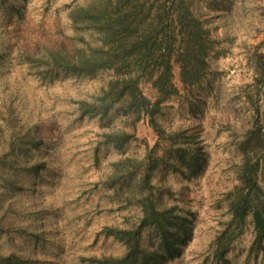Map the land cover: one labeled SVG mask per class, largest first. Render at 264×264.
Listing matches in <instances>:
<instances>
[{
    "label": "rangeland",
    "instance_id": "1",
    "mask_svg": "<svg viewBox=\"0 0 264 264\" xmlns=\"http://www.w3.org/2000/svg\"><path fill=\"white\" fill-rule=\"evenodd\" d=\"M89 1L0 0V264L7 257L10 264H87L82 258L120 256L124 244L104 229L130 228L140 217L139 190L134 199L127 192L146 168L132 173L115 164L142 161L151 150L157 135L147 116L135 121L124 114L125 104L106 116H81L80 101L96 96L112 71L50 70L29 57L81 45L85 35L72 12ZM189 3L212 40L204 78L184 88L174 62L179 93L162 101L156 119L166 131L192 136L201 168L174 169L165 160L151 174L147 191L157 204L191 221L181 255L166 264H264L250 218L227 261L216 255V239L230 219L227 195L238 183L240 137L264 127V0ZM142 89L152 101L159 98L150 85ZM120 130L133 137L120 147L107 144L105 134ZM32 139L42 143L35 148ZM169 147L163 143L158 156ZM260 165L263 181V158ZM143 239H154L153 232L145 230Z\"/></svg>",
    "mask_w": 264,
    "mask_h": 264
},
{
    "label": "trees",
    "instance_id": "2",
    "mask_svg": "<svg viewBox=\"0 0 264 264\" xmlns=\"http://www.w3.org/2000/svg\"><path fill=\"white\" fill-rule=\"evenodd\" d=\"M156 1L91 0L72 12L73 25L79 24L85 35L81 36V45L64 48L61 44L29 56L31 60L38 58V67L50 70L88 75L112 71L96 96L89 101H80V115L106 116L116 105L125 104L126 116H134L135 121L142 115L147 116L157 135L155 144L142 161L127 158L115 164L132 168V173L146 168L139 183L127 192V198L134 199V191L139 190L136 195L140 208L138 222L130 228L104 229L106 236L124 244L125 252L120 256L82 258L87 264H166L181 255L190 236L189 215L173 207H160L152 197V191L147 190L152 172L162 161H172L174 169L177 166L190 170L201 168L200 147H192L195 144L191 141L192 136L185 130L166 131L156 118L162 101L179 93L174 83L173 63L179 65V81L184 88L199 84L204 78L206 57L211 49L207 44L212 40L209 30L196 18L189 0H164L159 6L155 5ZM259 68L264 72V63ZM143 83L159 94L157 100L152 101L144 93ZM263 128L260 124L252 126L240 137L243 157L238 183L227 195L230 219L216 239L217 259L222 262L227 261L230 245L243 232L248 218L253 224L254 244L264 246V180L260 181L258 177L261 158L264 159L260 155H264ZM105 136L107 144L116 147L133 137L125 130ZM166 142L170 144L169 151L159 157V150ZM29 143L36 148L42 141L32 139ZM145 230L153 232L154 239L145 241ZM2 260L10 264L11 259Z\"/></svg>",
    "mask_w": 264,
    "mask_h": 264
}]
</instances>
